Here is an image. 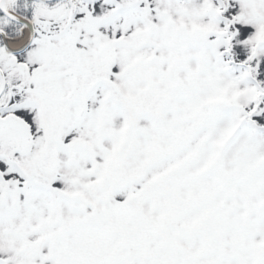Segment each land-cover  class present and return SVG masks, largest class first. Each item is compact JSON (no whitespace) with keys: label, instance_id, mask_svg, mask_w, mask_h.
<instances>
[{"label":"snow or ice","instance_id":"snow-or-ice-1","mask_svg":"<svg viewBox=\"0 0 264 264\" xmlns=\"http://www.w3.org/2000/svg\"><path fill=\"white\" fill-rule=\"evenodd\" d=\"M0 264H264V0H0Z\"/></svg>","mask_w":264,"mask_h":264}]
</instances>
